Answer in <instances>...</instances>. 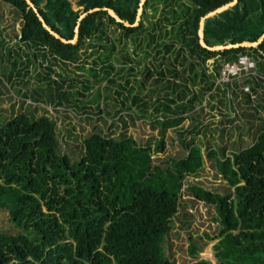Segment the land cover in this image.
I'll return each instance as SVG.
<instances>
[{
    "label": "trees",
    "instance_id": "16d2710c",
    "mask_svg": "<svg viewBox=\"0 0 264 264\" xmlns=\"http://www.w3.org/2000/svg\"><path fill=\"white\" fill-rule=\"evenodd\" d=\"M3 1L18 15V40L34 48L31 59H40V64L48 61L45 70L35 76L46 86L15 91L32 101L69 103L71 94L82 95L89 86L69 91L72 83L52 78L50 65L56 60L75 62L81 48L84 52L97 44L86 56L94 52L91 64L99 63V78L115 85L109 89L120 104L114 113L125 101L126 107L137 105L142 112L153 105L156 136L152 144L150 140L138 143L124 132L113 136L93 130L82 138L80 156L72 159L57 151L54 122L46 114L35 116L19 109L0 119V209L15 227L0 230V264H264V126L251 143L229 155L222 152L223 147L218 148L220 152L211 147L206 150L205 155L213 159V166L226 181L223 192L196 183L187 185L193 198L213 205L219 223L211 245L214 262L196 257L201 246L195 242L189 243L194 257L187 263L170 260L164 252L184 178L198 172L203 158L200 145L187 135L178 140L183 154L163 162L154 161L153 155L164 149L167 128L182 133L181 121L212 86L215 68L207 71L199 61L204 63L209 56L218 65L245 53L255 60L257 72L264 77V37L256 47L208 49L198 41L199 17L230 0H144L134 25L130 23L139 0H30L46 24L65 39L72 37L77 16L92 8L79 19L74 42L52 35L25 0ZM159 1L163 2L160 15L153 20ZM106 7L129 24L115 20ZM263 29L264 0H235L203 19L202 39L207 45L254 40ZM127 41L138 52L135 48L126 51ZM116 43L121 44L119 58L112 53ZM11 49V45L5 47L7 58ZM13 54L16 58L9 69L2 71L9 84L22 80L30 61L28 53H22L23 59L21 53ZM148 56L152 69L144 64L142 79H135L138 88L129 85L122 91L124 86L114 74L122 65L132 69L130 61L138 63ZM113 58L118 59V66ZM163 60L169 61L159 68ZM184 71L189 74L186 78L182 77ZM153 73L152 82H162L169 91L152 98L151 89L145 97L141 87ZM92 74L97 77L95 71ZM188 83H196L198 90L193 91ZM256 85L258 82H252L251 89ZM111 94L98 91L105 104ZM98 110L108 114L103 107ZM198 128L195 123L186 132L193 135Z\"/></svg>",
    "mask_w": 264,
    "mask_h": 264
},
{
    "label": "rangeland",
    "instance_id": "374dc122",
    "mask_svg": "<svg viewBox=\"0 0 264 264\" xmlns=\"http://www.w3.org/2000/svg\"><path fill=\"white\" fill-rule=\"evenodd\" d=\"M162 5L163 2L159 1L156 4L154 16L151 17V11H149L147 20L150 17L153 20L156 19L160 15L159 11ZM19 25L20 21L15 9L0 0V37L4 40L5 47L7 45L13 47L9 52V58L4 52L5 48H0V51L3 52L0 53V119L9 117L19 109L29 110L35 116L46 114L54 122L57 151L67 153L72 159L80 156L82 138L93 130H101L103 133L113 136H118L124 132L131 135L138 143L150 140L152 144V138L156 136V127L152 122L154 112L151 111V108L153 105H147V111L142 112L137 105L126 107L128 101H125L121 109L114 113L120 107V104L119 101L113 99L115 93L109 92V89L115 88V85L106 81V78H95L92 75L95 69L90 68L92 65L91 59L95 58V55L89 54L86 56L91 47H87L84 52L81 48L79 52L81 56L75 62L57 60L53 64L56 71L54 73L55 79L63 78L66 81L65 84L72 83L70 87H67L69 91L82 90L80 86L83 84L89 86L83 90L82 95L71 94L69 103L54 105L45 101H30L27 97L25 99L22 98L23 96L20 97L15 89L22 92L36 85L44 87L46 82L42 79L36 80L35 76L43 68L42 65L38 66L35 62L24 67L26 75L18 82L9 84L3 77L2 71L6 72L10 67V61L16 58L13 54L14 51L22 54L23 52L29 53L31 50V45L24 41L19 43L20 50H16L17 45L15 43L19 41L17 35H20ZM113 34L116 36L117 32ZM142 34L144 35L145 31ZM120 45V43H116L115 46L119 47ZM134 46L132 42L127 41L126 51L131 50ZM135 50V52H138V48ZM22 55L20 59H22ZM115 57L119 58V53ZM116 58H113V61L118 66L119 62ZM141 59V62L138 63L134 60L130 61L129 64L133 65L132 69L127 67L128 64L126 66L122 65L123 69L114 74L116 81L124 86L122 91L125 92L130 84L134 86V89L138 88L135 79L143 77V66L149 64L151 56ZM168 61L163 60L161 66H166ZM205 63L211 67V65L214 66L215 62H213V57L208 56ZM76 64L79 66H76ZM188 75L184 71L182 77L186 78ZM154 77L155 74L153 73L143 82L141 94H144L145 97L148 94L149 86L150 89L153 88L152 97L163 95L164 92L169 91V88L163 85L162 82H151ZM126 78L129 79L128 83L124 82ZM85 80H88V82H85ZM246 82L251 85L252 80L248 79ZM195 84L188 83L191 89L196 88ZM104 86L106 87L104 88ZM231 86L232 89L229 90L228 85L225 87L223 83H217L208 96L201 97V101L195 102L192 112L180 123L182 133L179 134L172 128H167L164 133V149L153 155L154 161L163 162L167 157H176L183 154L185 150L181 148L178 140L184 135L192 138L195 143L200 145L202 150L203 164L196 174L184 178L178 209L170 218L171 227L164 240L165 255L177 263H187L193 259L194 256L189 253L188 246L190 242H195L201 246L196 257L210 258L211 262L214 261L211 245L216 240V237L213 236L219 230V223L214 219L213 205L193 198L187 190V185L191 183L219 192H223L227 186L226 181L213 166V159L205 155L206 150L209 147L217 149L223 147L222 152L229 155L232 151L251 143L257 131L264 126V88L254 96V104L252 105L247 98L248 93L241 92L236 87L235 80L232 81ZM118 89L120 88L118 87ZM196 90H198V87ZM98 91L112 93L107 98L108 103L103 102L98 95ZM77 104L81 106L83 104L87 107L84 109L77 106ZM100 107L105 108L108 114L99 113L98 108ZM149 110L151 113H148ZM195 123L199 124L198 131L193 135L188 134L186 130L190 129ZM5 229L14 230L15 227L9 220L6 211L0 209V230ZM207 250L210 251L209 256H206Z\"/></svg>",
    "mask_w": 264,
    "mask_h": 264
},
{
    "label": "built area",
    "instance_id": "2783aa9c",
    "mask_svg": "<svg viewBox=\"0 0 264 264\" xmlns=\"http://www.w3.org/2000/svg\"><path fill=\"white\" fill-rule=\"evenodd\" d=\"M18 37H19V34L17 35V39H18ZM0 41H2L3 47L5 48L4 40H2L1 37H0ZM21 42L22 41L19 40L17 42V46H19V43H21ZM28 45H30V44H28ZM31 51H34V48L32 46H31L30 52ZM30 52L28 53L29 55H30ZM23 58H24V55H22V59ZM31 58L32 57L30 55L29 64L35 62L36 64H38V66L42 65L43 69L41 71L45 70L44 65L48 64V61L43 60V61H41V64H40V59H36L35 61H33ZM206 60H205V62H206ZM62 62H64V61H62ZM66 62H69V61H66ZM199 62H200V65L206 66L208 68L207 71H212L213 67L216 70V75L214 77H210V80L213 81L212 86L210 89L205 91V93L203 94V97H205L206 95L208 96L212 92V90L214 89V87L217 83H223L225 87H227V85H228V89L231 90L232 89V86H231L232 81L235 80L236 81V87L241 92L248 93L247 98L249 99L250 103L253 105L254 104V100H253L254 96L258 93L259 90L264 88V83H263L264 80L260 79V78H264V77L257 72L255 60L251 56H249L248 54L240 53L233 60L222 61V62L219 61L218 65H217V62H215L214 66L211 65V67H209L205 62L204 63H202L201 61H199ZM50 66H51V71L49 72V75L55 79L54 73H56V71L54 69L53 64H51ZM162 66L160 64L159 68L165 67L164 65H162ZM187 72L188 71H186L185 73L187 74ZM165 78L166 77H163V79H165ZM197 78H198V76L196 77V79ZM248 79H251L252 81L258 82V85H256L254 88L255 90H252L251 85L246 82V80H248ZM65 83H66V81H65ZM259 84H262V87H260ZM195 85L197 88V84H195ZM196 88H193L192 90L196 92L197 91ZM20 97H22L21 94H20ZM22 98L25 99L26 97H22ZM152 98H154V97H152ZM30 101H32V100H30Z\"/></svg>",
    "mask_w": 264,
    "mask_h": 264
},
{
    "label": "water",
    "instance_id": "95a60500",
    "mask_svg": "<svg viewBox=\"0 0 264 264\" xmlns=\"http://www.w3.org/2000/svg\"><path fill=\"white\" fill-rule=\"evenodd\" d=\"M30 6L33 7V4L31 3L30 0H25ZM235 0H230V1H227L219 6H216L215 8L207 11L206 13H204L203 15H201L199 17V21H198V28H197V35H198V41L199 43L208 48V49H221V48H224V47H235V46H251V47H256L258 45V43L263 39L264 37V29L263 31L259 34V36L257 38H255L254 40H241V41H238V42H228V43H225V44H213V45H207L204 43L203 39H202V22H203V19L208 16V15H211L217 11H220L224 8H226L227 6H229L230 4H232ZM144 0H139L138 1V4H137V7H136V12H135V16H134V21L132 23H130V25H134L136 24L137 20H138V17H139V14H140V11H141V8H142V4H143ZM96 8V7H95ZM93 8V9H95ZM92 8H89L83 12H81L77 18H76V23L75 25L73 26V35L71 38L69 39H65L61 36H59L54 30H52L47 24L46 22L44 21V19L41 17V15L35 10V8L33 7V10L35 11L37 17L39 18V20L41 21V24L45 27V29H47L52 35H54L55 37H59L60 40L62 41H67V42H74L75 39H76V32H77V23L79 21V19L85 14L87 13L88 11H90ZM106 10L107 12L112 15L114 17L115 20L117 21H120L122 22L124 25H128L129 23L125 20H122L121 18H119L117 15H115V13L113 12V10L109 7H106ZM207 259H210V258H207ZM214 262V261H213Z\"/></svg>",
    "mask_w": 264,
    "mask_h": 264
},
{
    "label": "flooded vegetation",
    "instance_id": "af4514ba",
    "mask_svg": "<svg viewBox=\"0 0 264 264\" xmlns=\"http://www.w3.org/2000/svg\"><path fill=\"white\" fill-rule=\"evenodd\" d=\"M163 29H165V27L163 28ZM115 30V29H114ZM119 30V29H118ZM138 30H146V29H141V28H139ZM147 31V30H146ZM145 31V32H146ZM91 47V46H90ZM94 48H97V44H96V46L94 45L93 47H91V50L89 51V52H91ZM119 48H120V46L119 47H115L114 48V51L112 52L113 53V55H117L118 53H119ZM133 48H135L136 49V46H134V47H132V49ZM134 49V50H135ZM101 51H103V49H100ZM136 51V50H135ZM98 52H99V50H98ZM129 52H130V50H129ZM88 53V52H87ZM92 54H94L95 56H96V54L93 52ZM207 59V58H206ZM147 65H149V70H151L152 69V65H150V63L149 64H147ZM91 68H94L95 69V72L97 73V77H99V63L97 64V65H91ZM94 72V71H93ZM93 75V74H92ZM149 76H151V75H148V77L146 78V79H148L149 78ZM142 78H140V80H141ZM144 82V81H143ZM152 82V81H151ZM131 85V84H130ZM134 87V86H133ZM151 89H153V88H151ZM150 89V86H149V88H148V92L151 90Z\"/></svg>",
    "mask_w": 264,
    "mask_h": 264
},
{
    "label": "bare ground",
    "instance_id": "6f19581e",
    "mask_svg": "<svg viewBox=\"0 0 264 264\" xmlns=\"http://www.w3.org/2000/svg\"><path fill=\"white\" fill-rule=\"evenodd\" d=\"M209 255H210V251L207 250V251H206V256H209Z\"/></svg>",
    "mask_w": 264,
    "mask_h": 264
},
{
    "label": "crops",
    "instance_id": "0c3cea01",
    "mask_svg": "<svg viewBox=\"0 0 264 264\" xmlns=\"http://www.w3.org/2000/svg\"><path fill=\"white\" fill-rule=\"evenodd\" d=\"M252 82H254V81H252ZM252 82H251V83H252ZM263 83H264V82H263ZM259 86L262 87V84H259Z\"/></svg>",
    "mask_w": 264,
    "mask_h": 264
}]
</instances>
